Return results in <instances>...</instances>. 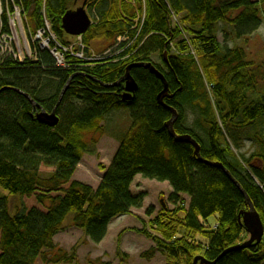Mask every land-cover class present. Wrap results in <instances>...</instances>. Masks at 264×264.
<instances>
[{
    "label": "trees",
    "instance_id": "1",
    "mask_svg": "<svg viewBox=\"0 0 264 264\" xmlns=\"http://www.w3.org/2000/svg\"><path fill=\"white\" fill-rule=\"evenodd\" d=\"M8 1L10 4L11 0ZM13 1L25 9V23L31 34L44 26L46 14L55 33L61 40H66L62 18L73 10L71 4L75 0ZM97 1L99 3L92 4L91 8L98 9L102 21L93 24L83 34L82 39L88 47L98 37L114 38L125 34L130 27L126 19L135 17L136 6L142 9L143 4V0H131L135 5L129 1V6L123 1L121 15L126 13L129 16L125 18L123 15L125 19L116 20L112 26L111 19L115 17L108 18L107 11L118 6V0ZM2 2L7 4V0ZM263 2L146 0L147 13L140 37L119 56L134 52L132 61L143 62L151 61L153 52H163L168 71L159 64L155 65L166 76L170 93H174L166 103L178 111L174 125L176 132L192 135L201 145L205 159L222 162L229 169L249 194L264 223V128L261 131L264 126V91H260V85L264 84V69L260 70L261 76L256 72H243L247 67L244 53L240 49H228L221 55V47L214 38L219 22L233 24L239 37L256 31L261 25L260 4ZM172 9L182 16V23L195 35L193 40L203 54L208 71L215 66L217 70L225 68V74H232L231 77L216 78L212 91L218 100L216 109L225 124L234 126L232 128L239 132L255 129L254 135L261 139L259 152L245 158L250 169L247 173L227 158L228 146H222L219 141L222 129L215 118L216 110L197 61L191 55V48L195 47L182 40L177 45L181 54L170 53L171 42L182 35L171 25ZM234 13L236 15L232 16ZM3 20L6 31V13ZM37 50L39 63L7 61L0 66V190L5 189L12 195L39 193L40 202L49 196L51 204L47 211L32 208L28 213L15 214L7 197L0 193V264H36L38 259L49 264H79L77 246L69 252L55 244V236L70 222L92 241L101 242L115 217L128 214L130 208L141 205L143 194L134 196L130 190L139 174L161 182L168 181L174 188L172 200L179 199L181 193L191 197L190 207L180 219L173 214H161L151 220L158 234L144 231L155 243L143 253L145 258L151 259L160 251L167 255V264H194L197 256L215 260L240 242L245 227L239 221V214L246 208V199L221 168L201 162L193 145L179 142L170 134L167 123L172 112L158 101V94L164 88L160 79L145 68H134L132 75L139 89L133 99L123 100V84L103 85L123 77L126 66L122 61L105 59L98 61L95 67H85L84 64L88 63L85 60L68 56L67 67L61 68L49 50ZM166 51L169 52L168 59L164 56ZM70 79V86L59 104L61 93ZM50 82L53 83L52 94L41 98L40 93L46 94L43 85ZM19 90L29 94L50 113L57 107V115L60 114L58 124L51 127L40 122L37 118L40 110L34 108ZM196 101L205 103L201 116L209 123L208 140L182 123L184 107L188 103L195 105ZM122 107L131 112L132 127L121 140L99 187L94 189L73 181L66 189V183L71 181L88 149L85 132L103 120L110 110ZM43 163L56 165V172L43 177L39 171ZM61 191H65L64 195L51 196L53 192ZM148 214L152 215L153 209L148 210ZM212 216L217 217L216 229H212L208 222ZM198 235L208 243L197 242ZM90 264L111 262L90 260ZM217 264H264V242L249 249L232 251Z\"/></svg>",
    "mask_w": 264,
    "mask_h": 264
},
{
    "label": "rangeland",
    "instance_id": "2",
    "mask_svg": "<svg viewBox=\"0 0 264 264\" xmlns=\"http://www.w3.org/2000/svg\"><path fill=\"white\" fill-rule=\"evenodd\" d=\"M123 1L130 6L129 1L131 0H118V6H113L110 8V11H107V14H109L108 18L115 17V19H111L112 26L114 25L116 20H123L129 16L126 13H123L125 18L123 17V15H121L120 9ZM131 2L133 3V5H135L133 1ZM97 3H99L97 0H75L71 4V7H73V10L84 7L92 20L90 25L91 27L93 24L96 25L102 21V17L98 15V9L96 7L91 8L92 4ZM10 4L8 0L7 4H3L2 0H0V17H3L5 13L7 14L8 31H10L12 35L16 36V39H14L13 36L0 37V47H3L0 49V66L6 62V59L17 63H24L28 60H31L32 62H38L39 56L37 49L48 50V46L46 43L48 42L49 44L51 41L54 43L53 40L55 38L58 39V43L56 45L64 46V48L67 49V44L72 45L73 43H78L79 41H81L78 37H71L67 34H65L64 36V38L66 37V40L63 41L55 33L54 30L52 31L51 35L45 36L43 40H41V34L44 33L42 29L35 31L34 33H32V36H30L28 34L30 33V31L27 30L28 28L24 21L27 17L24 15L25 12L23 11L24 20L19 16V7L22 5L13 1L12 4L14 12H12ZM260 9L261 25L253 33L239 37L235 31L233 24L229 22H219L216 25V30L214 32V38L217 40V44L221 47V55L228 51V49H240L244 53V59L247 63V67L242 71L245 73L256 72L257 76H261L260 70L264 69V2L260 4ZM146 13V0H143L142 9L136 6V16L130 17L131 21L130 18L129 20L126 19L130 23V27L125 34L117 35L114 38H107L104 36L98 37L96 40L91 42L92 44L89 47L82 39L84 44H86L87 46V49H85L86 52H83L84 49H78L77 52L75 51V49H69L72 54L65 53L64 64L59 66L58 62H56L57 66L66 68L68 56L80 55L79 57L81 60H85L86 62H88L84 64L85 67H95L98 61H105V59L116 58L115 61H122L127 70V67L129 65L135 63V61H132L134 52H131L124 57H121L119 55H122L121 53H123L124 50H127L132 45L131 43L135 42V40L138 41L140 32L145 23ZM172 14L171 25L175 29L178 28L181 31L182 35L180 38H177V40L173 42L170 41L172 47L170 53L171 55L181 54V51L179 47H177V45L182 40H185L187 44L192 43V45L195 47L193 49L191 48V55L194 56L195 60L197 61L199 71L205 82V87L209 92L211 103L214 107V110H216L215 118L219 122L218 125H220L222 129V135L219 141L223 143H221L222 146H228L227 158L231 160L236 166L240 167L241 171L247 173V171H250V169L245 158L249 157L255 152H259V150L261 149V139L254 135L255 129H249L239 132L232 128L234 126L225 124L222 114L219 113L218 109H216L218 100L215 96L213 97L212 91L213 86L217 83L216 78L220 79L225 75L231 77L232 74H225L227 72L225 68H220V70H217L215 66L210 67V71H208V69L206 68L207 65L204 63L205 59L203 57V54L200 53L199 47L196 45L195 40H193L195 35L191 34L186 26L182 23V16L180 14L177 15L173 10ZM234 15H236V13L232 14V16ZM44 17V25H49L50 23L47 22L46 14L44 15ZM4 25V20L3 18H1L0 28L2 26L4 27ZM26 33L29 38L28 42H26V44L24 43L22 47H18V51V49L16 48V41H18V37L23 41V37L26 35ZM30 43L31 48L29 46ZM194 49H196L197 52ZM90 51L94 53L95 61H91L88 59L87 56L92 55L89 53ZM54 53L51 55L54 57V59L56 58L55 61H58L57 56ZM85 54H87V56ZM162 55L163 52H153L152 54H150L151 61L143 62H152L157 65L159 64L165 71H168ZM168 55L169 52L167 51L165 59H168ZM134 68L136 67H133L130 70L131 75ZM52 86V82H50V84L48 85L44 84L42 88L44 90V93L46 94L40 93V97H49L52 94ZM69 86L66 88L68 89ZM260 91H264L263 83L260 85ZM259 97L260 96L258 95L257 98ZM75 103L78 104L77 101ZM188 104L184 107L185 119L182 123L187 129L196 131L205 140H208L207 133L209 130V123L205 121V119L203 118L204 116H201V112L203 107H205V103L196 101L195 105ZM82 106L83 103L80 102V107ZM173 108L176 110L175 107ZM132 121V115L128 109L123 107L115 108L110 110L105 115L103 120L97 121L90 127V129L85 132V140L89 144L88 149L83 154L79 164L77 165L71 181L66 183V189L70 187L73 181L85 183L92 186L94 189H97L99 187L107 168H109V166L112 164L115 154L121 145V140L131 129ZM263 128L264 126H262L261 131H263ZM56 170V165H46L43 163L39 166L40 174L45 178L50 177L54 172H56ZM130 190L132 191L134 196L143 194L141 205L138 207L130 208L128 214L118 215L117 217H115L109 224L106 237L101 242L96 243L92 241L84 234V231L82 229L68 222V224H66V228L55 236V244L69 252H72L73 247L77 246L76 255L79 264H90V260H98L99 263L100 261H110L111 264H167L169 261L167 255L161 253L160 251H157L154 257L151 259H147L143 256V253L155 246L153 240L147 238L144 231L147 230L152 234H158L157 230L153 227V223L151 222V220L156 219V217L161 214H173L176 219H180V217H183L190 207L191 197L188 194L181 193L179 195V199L172 200L171 196L174 192V188L168 181L161 182L157 179L146 178L141 174L137 175L134 178V181L130 186ZM64 192L65 191L53 192L51 196L64 195ZM0 193L1 195L7 197V200L11 207V211L15 214L28 213L32 208H39L43 211H47L48 206L51 204V201L48 198L49 196H46L44 202H40L38 198L39 193H35L32 195H12L5 189H1ZM150 209H153L152 215L148 214V210ZM208 222L211 225L212 229L217 228L218 225L216 224V216H212ZM249 239L250 234L246 230H244L240 238V242H238L237 244L243 243ZM196 241H201L204 245L208 243V241H205L204 237H202L201 235L197 236ZM262 242H264V237ZM36 264L49 263H46L42 259H38Z\"/></svg>",
    "mask_w": 264,
    "mask_h": 264
},
{
    "label": "water",
    "instance_id": "3",
    "mask_svg": "<svg viewBox=\"0 0 264 264\" xmlns=\"http://www.w3.org/2000/svg\"><path fill=\"white\" fill-rule=\"evenodd\" d=\"M91 18L88 15L87 11L84 7H80L77 10H69L62 18V29L71 36H79L83 35L91 25ZM167 51L164 53L166 57ZM133 67H141L149 70L150 73L154 74L158 79L163 82L164 88L158 94V101L161 105L168 108L172 112V118L168 121L167 127L170 134L179 142H186L193 145L195 148V154L198 156L201 162L206 164L221 168L236 184V186L242 191L245 199H246V208L240 211L239 214V221L245 227V230L250 234V239L236 244L232 247H229L221 255L215 260H209L204 256H197L194 259V264H217L218 260H220L223 256L227 255L228 253L236 250L242 249H249L253 246L260 244L264 237V223L262 221L261 215L257 210L256 206L254 205L252 199L250 198L249 194L243 188L240 182L232 175L229 169L222 163L218 161H210L205 159L201 154V145L199 142L190 134H178L175 130V122L178 119V112L175 110L171 105L166 103V98L174 97V93H170L169 91V83L166 79L164 73H162L157 66L152 62H135L127 67L125 75L120 78L118 81L114 83H103V85L107 87L111 86H119L120 84L124 85V94H122L123 100L133 99L138 89V83L136 79L130 74V70ZM72 80V79H71ZM71 80L66 85L69 86ZM63 90L60 99L63 98L67 88ZM4 90V89H3ZM20 93L24 94L32 103L33 107L39 109L40 111L37 114V118L40 122L45 123L51 127H54L60 121L59 116L57 115V107H55L52 112L50 113L46 109L43 108L41 104L36 102L29 94L25 93L24 91L19 90ZM61 101V100H60Z\"/></svg>",
    "mask_w": 264,
    "mask_h": 264
},
{
    "label": "built area",
    "instance_id": "4",
    "mask_svg": "<svg viewBox=\"0 0 264 264\" xmlns=\"http://www.w3.org/2000/svg\"><path fill=\"white\" fill-rule=\"evenodd\" d=\"M52 34V30H51V32L49 33V35H51ZM6 35H5V32H0V37H5ZM50 37V36H49ZM58 39H54L53 41H54V43L51 41L50 43H51V45H52V47H47V49L50 51V53L51 54H53L54 53V49H55V55L57 56V60L58 61H56V62H58V65L59 66H61L62 64H64V61H65V58H64V56H65V53H71L70 52V50H72V49H75V51L77 52L78 51V49H84V53L86 52L85 51V47H84V45L82 44V40L79 38V40H81V41H79L78 43H73L72 45H69V44H67V47H68V49L67 48H64V46H59V45H56L57 43H58V41H57ZM0 48H3L2 46L0 47ZM70 49V50H69ZM68 50V51H67ZM74 51V52H75ZM53 52V53H52ZM90 54H92L91 56H87V54H85L87 57H88V59L89 60H93L94 59V57H95V55H94V53H92L91 51L89 52ZM72 54V53H71ZM74 55V54H73ZM79 55V54H78ZM80 56V55H79ZM79 56H76V57H78V58H80ZM56 59V58H55Z\"/></svg>",
    "mask_w": 264,
    "mask_h": 264
},
{
    "label": "bare ground",
    "instance_id": "5",
    "mask_svg": "<svg viewBox=\"0 0 264 264\" xmlns=\"http://www.w3.org/2000/svg\"><path fill=\"white\" fill-rule=\"evenodd\" d=\"M3 3V2H2ZM20 7H22V6H20ZM19 7V16L21 17V19H23L24 20V17H23V11L26 13V11H25V9L24 8H20ZM173 10V9H172ZM174 11V10H173ZM12 12H14V9H13V11ZM25 15V14H24ZM1 18H3V17H0V20H1ZM25 21V20H24ZM23 21V22H24ZM47 22L48 23H50L49 22V20H47ZM7 29H8V27H7ZM43 30L44 31V33H42L41 34V40H43V38L45 37V36H48L49 35V33L51 32V29H52V24L50 23L49 25H44L42 28H40V29H38V30ZM27 30H29V29H27ZM30 31V30H29ZM28 31V32H29ZM0 32H4V27L2 26L1 28H0ZM30 36H32V34H31V31H30V33H28ZM5 35L6 36H9V37H11V36H13L14 37V39H16V36H14V35H12L11 33H10V31H8V30H6L5 31ZM82 36L83 35H79L78 37L82 40ZM28 36H27V33H26V35L23 37V41L21 40V38H19L18 37V41H16V43H17V46H16V48L18 49V47H22L23 45H24V43L26 44V42H28ZM36 41V40H35ZM23 42V43H22ZM82 42V44L84 45V47H85V49H87V46H86V44H84V42L83 41H81ZM47 44V46L50 48V47H52V45H51V43H49L48 44V42L46 43ZM131 44H133V43H131ZM31 45V43L29 44V46ZM27 48V47H26ZM29 48V47H28ZM30 48H31V46H30ZM1 49V48H0ZM14 49V48H13ZM18 51H19V49H18ZM7 61H9V59H6V62ZM1 64V63H0ZM63 92V91H62ZM66 93V92H65ZM62 94V93H61ZM63 99V98H62ZM62 99H60V100H62ZM59 100V104H60V101ZM216 224L218 225V223L216 222Z\"/></svg>",
    "mask_w": 264,
    "mask_h": 264
}]
</instances>
